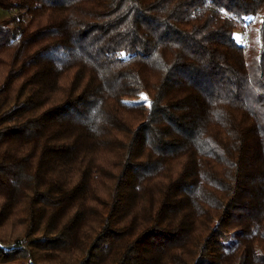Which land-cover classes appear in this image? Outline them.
<instances>
[{
    "label": "trees",
    "instance_id": "obj_1",
    "mask_svg": "<svg viewBox=\"0 0 264 264\" xmlns=\"http://www.w3.org/2000/svg\"><path fill=\"white\" fill-rule=\"evenodd\" d=\"M0 8L1 264H264V0Z\"/></svg>",
    "mask_w": 264,
    "mask_h": 264
},
{
    "label": "rangeland",
    "instance_id": "obj_2",
    "mask_svg": "<svg viewBox=\"0 0 264 264\" xmlns=\"http://www.w3.org/2000/svg\"><path fill=\"white\" fill-rule=\"evenodd\" d=\"M16 12H17L16 9L7 10V9L0 8V19L8 17V16H10V15L16 13ZM249 18H251V19H249ZM254 21H255V17L254 16H252V15L247 16L243 28L237 29L235 31L236 40L239 43L244 44L246 46V48H248V46H249V44L251 42V38H252L251 24ZM221 203H223V201H221Z\"/></svg>",
    "mask_w": 264,
    "mask_h": 264
},
{
    "label": "snow or ice",
    "instance_id": "obj_3",
    "mask_svg": "<svg viewBox=\"0 0 264 264\" xmlns=\"http://www.w3.org/2000/svg\"><path fill=\"white\" fill-rule=\"evenodd\" d=\"M249 19H251V18H249ZM120 55L123 56L124 54L121 53ZM145 101H148V97L146 95L141 94V101H139L137 103H141V102H145ZM149 105H150V102H149Z\"/></svg>",
    "mask_w": 264,
    "mask_h": 264
}]
</instances>
